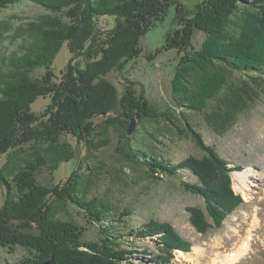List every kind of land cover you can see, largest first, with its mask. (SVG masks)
<instances>
[{"label": "trees", "instance_id": "trees-1", "mask_svg": "<svg viewBox=\"0 0 264 264\" xmlns=\"http://www.w3.org/2000/svg\"><path fill=\"white\" fill-rule=\"evenodd\" d=\"M20 2L47 13L24 29H14L10 39L20 37L22 43L9 56L8 70L0 71V154H5L0 167V247L12 253L20 245L27 251L16 264L46 259L53 264H122L131 263L136 252L127 248L129 239L157 234L159 254L151 257L157 264L168 263L176 249L188 252L190 241L171 224L149 221L132 227L125 219L133 212L129 206L108 197H89L98 175L79 173L78 168L89 170L86 161L111 144L110 132L116 130L120 138L115 153L121 166L153 182L161 174L177 180L184 191L200 195L212 220L192 208L193 227L202 234L219 227L243 203L231 190L226 163L205 145L192 123L181 122L169 108L158 109L142 83L126 78L119 94L106 76L139 56L140 38L174 5L175 28L146 58L175 51L172 91L190 109L207 114V125L222 134L239 114L263 101L264 0H200L192 10L179 0H0V9ZM110 15L115 26L98 31V17ZM8 29L9 24L0 21V39ZM196 31L204 35L198 49L192 45ZM63 44H74L79 60H70L57 78L52 63ZM39 69L43 73L35 75ZM45 96H50L51 105L35 115L31 104ZM132 119L141 128L161 122L170 131L172 124L180 136L188 134L203 155L173 164L152 141L163 128L155 126V133L145 130L140 137L129 135ZM146 134L152 138L148 143ZM66 136L84 147L83 161L62 183L39 182L42 169L53 172L76 158L77 149ZM184 170L197 180L184 181ZM71 210L97 226L95 240L85 239L87 229Z\"/></svg>", "mask_w": 264, "mask_h": 264}, {"label": "rangeland", "instance_id": "rangeland-1", "mask_svg": "<svg viewBox=\"0 0 264 264\" xmlns=\"http://www.w3.org/2000/svg\"><path fill=\"white\" fill-rule=\"evenodd\" d=\"M179 1L187 10H192L200 0ZM174 9L175 6L170 5L163 19L140 38L139 46L142 51L139 56L123 62L108 73L106 78L116 86L119 94L124 91L126 78L142 83L147 96L158 109L169 108L180 118L181 122L192 123L194 129L200 133L201 140L205 145L213 148L217 156L228 166L231 190L233 194L241 197L243 203L228 214L219 227L211 228L205 234L198 232L190 223V209L194 208L200 212L203 210L206 219L209 222L212 221L206 213L205 203L200 195L184 191L177 180L166 175L161 174L160 180L153 182L132 172L128 166H121L115 153V146L120 138L116 130L110 132L111 144L96 152L86 161L90 169H83L80 166L78 172L84 171L94 176L98 175L91 185L89 197H108L120 206L131 208L132 214L125 219L130 222L132 227L142 226L143 223L149 221L169 223L181 237L190 241L191 247L188 252L176 249L168 263L160 262L161 264H213L214 262L220 264L217 260H225L226 254L236 249L241 243V241L236 242V231L240 230L238 238L241 240L248 227L254 230V236L250 241L251 249L239 253L234 258L236 261L233 264H264V96L262 102L254 105L249 111L239 114L236 122L222 134L207 125V114L198 113L187 107L185 102H181L171 89V80L174 77L175 65L178 60L177 53L173 50L161 51L152 60L146 58V55L153 53L156 48L164 44L166 32L175 28ZM43 13H47V11L29 2H20L0 9V21L9 24L8 31L4 32L0 39V71L8 70L9 56L13 51H18L19 44L22 43L20 37L15 40L10 39L14 29L26 28L29 22L35 21L36 17ZM115 24V18L111 15L98 17L96 20L100 32L112 29ZM203 38L204 35L201 31L195 32L192 40L194 48L200 47ZM87 43L88 40L83 45L85 46ZM75 47L74 44H63L56 53L52 70L57 78H60L70 60H79L75 57L78 52ZM43 71V69H39L34 74L38 75ZM50 103V96L39 97L31 104V111L39 116L49 108ZM182 114L187 116L186 120ZM95 121H100V118H95ZM169 125L171 130L166 131V125L161 122L145 123L144 128L137 127V123H135L132 134L135 133L137 137H140V132L144 134V131L147 130L155 133V126L162 127L163 133L156 140L146 134L144 142L148 143L152 139L156 149L173 164L189 156L201 157L203 155L201 149L188 134L180 136L181 131L172 124ZM183 129L181 127L180 130ZM65 138L77 149L76 158L60 164L59 168L53 172L46 168L42 169L37 175L39 182L49 185L62 183L76 168L77 163L80 164L83 161L84 147L77 144L74 138L69 136ZM3 160H5V154H0V167L4 163ZM246 170L249 171L247 186L254 185L250 186L254 191L251 194L248 190L238 188V183L235 181V176ZM181 173L184 181L197 180L188 170ZM2 201L3 194L0 188V208ZM71 215L79 224L86 227V240L97 238V226L86 223L75 211L71 210ZM253 217H256L257 220L253 221ZM129 241V246H131H127V248L134 249L136 252L130 260L131 263L122 264H157L151 260V257L159 254L157 234L147 238H131ZM234 242L236 243L234 244ZM27 255V251L20 245L16 246L12 253H9L6 248L0 247V264H16Z\"/></svg>", "mask_w": 264, "mask_h": 264}, {"label": "bare ground", "instance_id": "bare-ground-1", "mask_svg": "<svg viewBox=\"0 0 264 264\" xmlns=\"http://www.w3.org/2000/svg\"><path fill=\"white\" fill-rule=\"evenodd\" d=\"M248 173H249L248 170L241 171L238 175L235 176V181H237V183H238V188H240V189L243 188L242 190H244V189L245 190H248L249 193L251 194L254 191L250 188V186H254V185H248L247 186ZM256 220H257V218L256 217H253V221H256ZM253 231L254 230L251 227H248V229H247V231L245 233V236H243L241 240L238 238V236L240 234V230L239 231H236V234H237V236H236L237 237L236 238V242L237 241H241V243L238 245V247L236 249H234L232 251H229L226 254L225 260H217V261H219L220 264H233L236 261V260H234V258L239 253H242V252H244L246 250H250L251 249L250 241L252 239V236H254ZM236 242H234V244ZM213 264H217V263L214 262Z\"/></svg>", "mask_w": 264, "mask_h": 264}, {"label": "water", "instance_id": "water-1", "mask_svg": "<svg viewBox=\"0 0 264 264\" xmlns=\"http://www.w3.org/2000/svg\"><path fill=\"white\" fill-rule=\"evenodd\" d=\"M135 126V120L132 119L128 128H127V133L130 135L132 132H133V127ZM40 264H53L52 260L51 259H46L45 261H43L42 263Z\"/></svg>", "mask_w": 264, "mask_h": 264}]
</instances>
